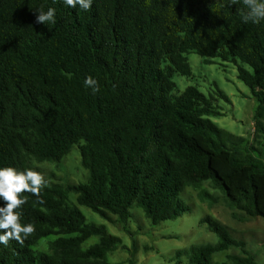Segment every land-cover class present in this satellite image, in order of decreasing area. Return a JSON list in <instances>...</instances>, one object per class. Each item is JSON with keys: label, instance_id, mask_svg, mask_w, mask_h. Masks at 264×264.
Masks as SVG:
<instances>
[{"label": "trees", "instance_id": "1", "mask_svg": "<svg viewBox=\"0 0 264 264\" xmlns=\"http://www.w3.org/2000/svg\"><path fill=\"white\" fill-rule=\"evenodd\" d=\"M49 8L56 22L37 23ZM246 11L243 0H94L88 11L63 0H0V167L41 173L30 159L60 162L76 145L88 172L84 183L44 177L39 196L21 194V223L34 232L0 245V264H108L120 239L78 205L123 224L135 206L156 226L187 211L184 187L207 180L232 207L264 219V157L240 150L243 139L209 118L221 115L213 98L194 86L171 93L175 74L191 75L187 54L232 62L264 134V22L243 23ZM89 76L96 94L84 86ZM201 223L218 241L177 250L175 264H213L231 247L242 254L222 264H257L219 222ZM50 235H59L51 253L32 250ZM92 236L98 242L83 249Z\"/></svg>", "mask_w": 264, "mask_h": 264}, {"label": "rangeland", "instance_id": "2", "mask_svg": "<svg viewBox=\"0 0 264 264\" xmlns=\"http://www.w3.org/2000/svg\"><path fill=\"white\" fill-rule=\"evenodd\" d=\"M191 75L175 74L172 77L173 95L180 94L187 87L194 86L206 97L213 98V105L221 115L209 117L220 128L243 139L244 152L264 157V134L258 133L254 124L255 100L250 89L237 78V69L232 62L213 59L205 63L204 58L196 53L187 54ZM241 64V62H238ZM247 69L249 66L243 64ZM220 90L228 96L223 100L217 93ZM260 151L263 153L260 154ZM31 165L37 167L45 178L61 185L84 183L88 172L80 162L78 146L60 162L30 159ZM207 193V194H205ZM179 199L187 206V211L174 220L161 222L153 226L138 207L131 208V218L123 224L116 216L112 221L104 220L85 206L80 210L87 222L103 224L109 234L120 239V244L107 253L108 264H175L177 250L191 245L214 244L218 237L211 232L201 219L208 216L223 225L236 240L242 241L244 249L254 257L257 264H264V219L248 217L242 211L232 207L222 193L211 181H203L199 186H186L179 194ZM69 201L76 203V194H69ZM59 235H50L40 239L33 247L34 252L51 253L50 243ZM97 236L90 237L82 244L86 249L98 242ZM240 249L231 247L213 255V264L229 261L231 255H241ZM184 261V257H182Z\"/></svg>", "mask_w": 264, "mask_h": 264}, {"label": "clouds", "instance_id": "3", "mask_svg": "<svg viewBox=\"0 0 264 264\" xmlns=\"http://www.w3.org/2000/svg\"><path fill=\"white\" fill-rule=\"evenodd\" d=\"M238 0H233L237 3ZM63 3L70 8H77L84 11L91 9L94 0H63ZM247 11L242 17L243 23L260 24L264 22V0H243ZM36 22L43 25L56 22V11L49 8L46 12L38 10ZM84 86L90 88L93 94L99 91L98 81L89 76L84 80ZM47 187L44 176L34 170H17L14 167H0V245L7 246L9 240L23 243L33 232L34 225L31 223L22 224V212L20 209L27 200L21 196L24 192L39 196L43 188ZM42 202V201H41Z\"/></svg>", "mask_w": 264, "mask_h": 264}]
</instances>
